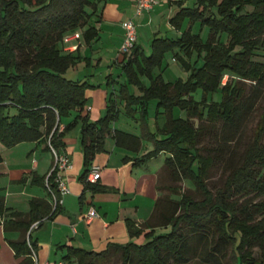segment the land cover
<instances>
[{
    "label": "trees",
    "instance_id": "trees-1",
    "mask_svg": "<svg viewBox=\"0 0 264 264\" xmlns=\"http://www.w3.org/2000/svg\"><path fill=\"white\" fill-rule=\"evenodd\" d=\"M100 1L0 0V141L9 148L22 142L43 141L49 151L50 144L61 149L67 132L81 122L85 166L81 180L84 192L97 193L113 190L99 180L87 179L96 155L106 150L108 136L118 146L135 151L141 149L143 139L151 140L153 149L135 162L144 163L161 152L168 153L165 167L170 177L176 182L193 179L203 198L196 200L187 193L181 194L180 199L161 195L141 227L128 224L131 236L145 235L147 242L110 243L102 251L70 245L63 260L101 264L120 254L119 264H264V111L242 163L217 191L207 181L217 158L202 154L198 147L200 138L213 133L218 124L235 125L246 99L241 83L249 80L264 87V61L255 59L257 51H264V0H197L195 8L184 7L179 0L181 9L170 17V22L180 29L189 19L182 35L171 38L156 34L150 56L134 46L131 56L122 62L127 83L121 86L120 96L126 100V112L132 117L134 107L141 106V136L111 127L119 115L114 100L109 101L104 116L91 121L83 110L88 90L94 85L65 76L82 57L65 49L64 38L76 31L83 32L87 43L97 37L98 28L91 19L97 14ZM198 20L209 28L205 41L192 30V23ZM177 47L186 53L205 51L202 64L192 68L187 80L170 82L162 74L154 77L164 54ZM142 58L147 61L146 66L142 65ZM227 73L232 78L223 84ZM139 75L148 76L151 85L144 86ZM130 85L139 86L143 94L135 96ZM198 87L205 92L221 90L222 100H195L193 92ZM154 99L157 109H164L167 117L156 132L149 129L147 121V107ZM175 106L187 109L188 116L174 117ZM75 109L80 110L79 114L61 129L62 119ZM55 177L56 169L47 177H35L34 182L59 197ZM177 187L166 188L174 193ZM59 207L35 197L30 200L29 212L14 211L0 194V226L6 232H21L18 239L6 238L14 253L22 258L19 264H35L28 242L34 250L37 242L28 234L30 227L35 221L41 225L43 219L52 218ZM167 227H171L169 232H154ZM256 249L258 256L254 254Z\"/></svg>",
    "mask_w": 264,
    "mask_h": 264
},
{
    "label": "crops",
    "instance_id": "crops-1",
    "mask_svg": "<svg viewBox=\"0 0 264 264\" xmlns=\"http://www.w3.org/2000/svg\"><path fill=\"white\" fill-rule=\"evenodd\" d=\"M178 1L158 0L151 11H144L137 15L136 0H101L96 16L91 19L92 24L98 28L97 37L87 43L83 32L79 31L78 38H72L66 43L67 51L82 57V61L66 71V77L80 82L88 81L94 85L88 90V102L83 110V114H88L91 121L104 116L109 101L114 100L117 103L119 115L117 120L111 123V127L135 136H141L144 133L142 126L141 129L138 127L139 123L135 124L138 128L134 127V130L128 128L132 116L127 114L126 100L120 96L121 86L127 83L122 62L128 59L132 52L127 57L116 54L114 61H109L107 66L103 65V61L115 49L119 53L124 35L122 21L132 18L137 27L140 26L136 45L144 51V46L139 44L142 36L145 34L147 41L158 34L155 27L160 25L165 16L169 19L173 16L176 10L175 5H179ZM182 1L183 6L187 4V0ZM149 26L152 29H148ZM85 58L88 60H84ZM159 74L162 72H153L154 77ZM139 79L144 86L151 85L148 76L139 75ZM129 88L135 96L143 94L137 85H130ZM134 108L136 112L133 118L139 122L141 106ZM147 110L148 127L156 132L150 120L151 104H148ZM79 111L75 109L68 117L63 118L61 127L71 122ZM155 111L157 114L164 113V109H155ZM161 114L157 115V119L161 118ZM122 118L125 122L121 120ZM157 124L161 126L159 120ZM45 147L43 141L22 142L10 147L5 154L0 152L3 156V161L0 163V194L5 196L6 205L14 211L29 212L30 200L35 197L51 201L49 190L43 184L34 182L35 177H47L54 165L53 154ZM152 148L151 140L143 139L141 149L135 151L118 146L115 140L108 136L105 142L106 150L96 155L93 165L101 167L99 182L113 190L97 193L84 192V183L81 180L85 170L81 122L67 132L61 149L72 159V167L64 172L70 192L64 196L63 204L54 216L43 219L41 225L31 232L33 241L37 242L35 264L46 262L59 264L60 261L65 264H77L75 261L68 263L63 260L67 252L66 247L70 245L102 251L110 243L124 244L129 241L148 240L144 235L131 236L128 224L133 222L141 227L152 215L156 201L163 192L160 173L164 169L168 153L161 152L156 156L157 158L165 156L164 163L161 165H153L152 160L156 157L144 163L135 162ZM91 206L96 208L98 216L89 221L85 215ZM0 227L4 238L18 239L21 236L20 231L6 232L3 226ZM170 228H156L154 232L157 234L158 231H169ZM146 231L144 230L145 233Z\"/></svg>",
    "mask_w": 264,
    "mask_h": 264
},
{
    "label": "rangeland",
    "instance_id": "rangeland-1",
    "mask_svg": "<svg viewBox=\"0 0 264 264\" xmlns=\"http://www.w3.org/2000/svg\"><path fill=\"white\" fill-rule=\"evenodd\" d=\"M197 6V0H187V4L184 5V7L188 8H195ZM175 9V12L172 14L173 16L181 8L179 5L176 4ZM188 24L189 19L186 18L181 28L179 29L170 22V19L167 16H165L164 20L160 22V25L155 27V31L158 33L157 35L160 36L178 38L182 35L183 31L187 28ZM137 28H140V26H138ZM148 29H152L151 26H149ZM192 30L194 33H199L204 41L207 39L209 34V28L208 26L203 25L200 20L192 23ZM152 39L153 38H149L146 41L144 34L141 38V42L139 43L144 46V53L146 56H150L152 54ZM116 54L119 53L118 50L115 49L113 53H111V55L104 58L103 65L107 66L109 61H114ZM128 55L129 54L123 56L127 57ZM204 55L205 51H202L201 54L198 50H194L191 53H186L185 50L181 47H177L174 50H168L163 56L161 65H158L155 68L154 72H162L163 78L166 81L175 82L180 78L187 80L190 77L192 68L194 66H199L202 64ZM255 59L259 61H264V51H257L255 54ZM141 62L143 66L147 65V61H145L144 58L141 59ZM148 64H150V61H148ZM231 78L232 76L230 74H225L222 83H226ZM241 84L245 87L246 99L241 105L242 111L239 117L236 119L235 125H225L223 123L218 124L213 133H206L200 138L198 143V147L200 148L202 154L215 155V157L217 158L214 166L210 169L209 178L207 180L208 186L213 191H217L218 189L222 188L225 184L227 177L232 173L235 168H237L242 163L244 155L253 141L257 124L259 123L262 113L264 111V87L260 86L259 84H255L254 82L249 80H246L244 83ZM193 96L195 97V100L204 101V103H211L213 101L220 102L222 100L221 90L205 92V90L201 87H198L193 92ZM149 104H151L150 120L153 126L155 127V131H157L158 120L161 124L160 127H163L166 120V114L163 113V115L160 113L162 116L160 119H157V115H160L157 114L155 111V109H157V100H151ZM173 116H183L186 118L188 116V111L187 109H183L180 106H175L173 109ZM121 120L125 122L124 118H122ZM148 120L149 119L147 117V121ZM129 121L130 122L128 128H130V130H134V127H140L141 129V121L138 122L133 117ZM136 123H139L137 124L138 127L135 126ZM195 123L199 124V121L195 119ZM160 138H162V135H160ZM8 149L9 147H6L0 141V152L5 154ZM164 158L165 156H161V158L156 157V159L152 160L153 165L156 166L159 164H163ZM160 177V183L163 185L162 188H164L162 195L164 196L172 195L174 196V198L180 199L181 194L187 193L190 194L196 200H200L203 198L202 193L196 188L195 182L191 178L184 181L176 182L170 177L168 170L165 166L160 173ZM168 185H176L178 186V190L174 191V193H171V190L166 188ZM170 230L171 228L169 229V231ZM169 231H158L157 234ZM3 234V230L0 227V264H19L22 258L18 257L14 253V250L12 249L6 238H4ZM145 242H147V240L134 243L143 244ZM254 254L256 256L259 255L257 249L255 250ZM120 262V254H115L114 256L108 258L101 264H119ZM191 264L200 263L198 261H195Z\"/></svg>",
    "mask_w": 264,
    "mask_h": 264
},
{
    "label": "built area",
    "instance_id": "built-area-1",
    "mask_svg": "<svg viewBox=\"0 0 264 264\" xmlns=\"http://www.w3.org/2000/svg\"><path fill=\"white\" fill-rule=\"evenodd\" d=\"M157 3H158V0H136V14L140 15L144 11H151ZM121 24L124 28V35H123V41L119 48V54L126 55V54H130L134 46L136 45L137 37H138V28H137L136 22L132 18L122 21ZM79 36H80V32L76 31L74 33L66 35L64 38V41L65 43H67L72 38H78ZM62 128L63 127H61V129ZM50 147H51V152L54 158V165H53V168L50 174L56 169L55 182L57 184V191L60 194V196L58 197L57 195L53 193L52 190H50L51 191V202L53 203L54 207H57L58 205L63 204L64 196L70 192V188H69L67 179L64 175V172H66L72 167V159L62 149L55 148L51 144H50ZM101 172L102 170L99 165H93L87 176L88 181L97 182L100 179ZM47 185H48V182H47ZM96 216H98V212L94 206H91L87 214L85 215V218L90 221ZM39 226H40V221H35L34 223H32L28 234H31V232L34 229L38 228ZM28 243L30 244V247L32 249L31 256L34 259V261H36L37 256H36L35 250L32 247L31 243L30 242ZM45 264H50V262H46ZM59 264H65V263L63 261H60Z\"/></svg>",
    "mask_w": 264,
    "mask_h": 264
}]
</instances>
